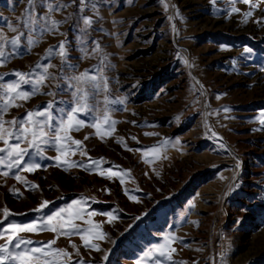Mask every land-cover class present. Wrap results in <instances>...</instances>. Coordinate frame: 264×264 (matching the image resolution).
<instances>
[{
  "label": "rangeland",
  "instance_id": "obj_1",
  "mask_svg": "<svg viewBox=\"0 0 264 264\" xmlns=\"http://www.w3.org/2000/svg\"><path fill=\"white\" fill-rule=\"evenodd\" d=\"M51 2L69 6L50 14L61 23L41 36L43 22L36 31L25 26L28 0H0V33L9 39L23 33L18 53L0 66V84L17 81L16 72L35 79L53 65L40 92L16 101L20 106L9 107L2 119L21 120L51 102L57 125L73 106L71 78L88 71L101 87L106 80L107 91L90 100L95 110L81 119L90 125L102 117L107 96L115 131L103 139L90 126L71 133L87 155L77 151L68 159L87 169L65 170L56 147L41 145L43 155L30 149L25 157L39 168L0 174V245L9 223L42 225L82 201L107 234L93 241L99 251L85 247L80 235L57 238L49 230L20 233L33 242L22 248L56 239L53 247L71 254L69 264H264V0H253L255 8L242 0H89L83 12L80 0ZM43 3L36 2L37 19L48 14ZM83 16L93 20L91 27L84 28ZM29 39L38 43L30 47ZM61 41L66 63L48 55ZM3 102L0 90V107ZM101 159L97 169L91 161ZM108 168L119 175L109 178ZM44 201L48 205L36 211ZM166 236L175 238L171 260L152 251Z\"/></svg>",
  "mask_w": 264,
  "mask_h": 264
},
{
  "label": "snow or ice",
  "instance_id": "obj_2",
  "mask_svg": "<svg viewBox=\"0 0 264 264\" xmlns=\"http://www.w3.org/2000/svg\"><path fill=\"white\" fill-rule=\"evenodd\" d=\"M36 2L37 0H28L29 9L26 11V17L24 20L25 26L32 31H36L37 26L43 22V27L39 28L41 36L46 32L58 30V26L61 22L52 19L50 14L53 11H58L69 5L54 4L51 0H44L42 6L47 8L48 14L37 19L35 13ZM88 2L89 0H80V12H83L84 8L88 6ZM214 2L215 0H213V3ZM242 2L251 5L253 8L259 6L258 3H253V0H242ZM92 7L95 8V4H93ZM232 11L238 13L240 12V9L233 7ZM251 15V11L244 13L246 18ZM81 19L85 29L91 27L93 24V20L90 17L83 16ZM8 27L12 32L18 31V29L11 24H8ZM22 36L23 33L21 32L9 39L7 36L0 33V66H3L9 58L18 53L21 46ZM28 43L31 47L38 43V41L29 39ZM9 46L11 47V50L6 51ZM98 49L99 45H97V50ZM250 51L251 49H245V52ZM48 55H59L62 58V62L66 63L68 52L65 47V42H60L58 50L49 49ZM185 62L187 63V61ZM37 67H40V65H37ZM51 67H53L52 64L44 66V73L39 74L35 79L29 78L31 74L16 72L15 75L18 77L17 81L0 84V90H3L4 100L3 106L0 107V142H3L4 147L0 148V153L5 154L0 155V166H6L7 168V171L0 174L5 177H7L14 168L20 169L21 166H23L22 171L25 172H32L39 168L40 165L38 163L26 162L25 157L31 154L30 149L34 150L37 155H43L44 148L41 145H53L56 147V151L59 155H57L55 159L66 166L65 170L75 167H85L87 169L89 165H83L77 161L68 159L70 155H75L77 151H80L81 155H87L81 147L83 142L74 139L71 133L73 131L78 132L85 126H90L96 130V135L103 139L104 136L111 135V133L115 131L116 121L111 120V117L107 112V105L110 103L107 96H105L104 99L105 112L102 117L97 115L94 122L90 125H88L84 119H81V114L87 115L95 110L94 106L90 104V100L99 92L107 91L106 80L103 83V87H101V83L97 78L95 76H89L88 71L71 78L76 81L75 84L71 85L75 89L73 92V106L63 115L59 116L57 125H53V120L56 119V117L53 116L51 111L53 107L51 102H49L43 110L27 112L26 117L21 120H3L2 116L8 111L9 107L20 106L16 101H27L33 95L40 92L41 86L44 85V82L48 78V69ZM3 79L4 77L0 76V80ZM23 85H32V88L30 91L24 90ZM47 95H54V93L49 92ZM41 117L43 119H40ZM261 123L264 124V120H261ZM6 124L9 125V127H5ZM13 139L17 142L11 143ZM85 139H88V137L86 136ZM20 141L27 143L28 146L22 147ZM73 146H75V148ZM149 151L156 152L158 149L153 148ZM145 155H147V152ZM89 160H91V158H89ZM102 162V159L91 161L97 169L100 168ZM106 172L108 173L109 178L119 175V173L114 172L112 168H108ZM99 174L104 175L105 173L104 171H100ZM15 179L20 181L22 180V177L16 175ZM120 182L121 184L124 183L123 176H121ZM48 203V201H44L36 211H40L46 207ZM81 204L82 201H74L73 206L61 209L60 211L47 216L42 225L39 222L27 224L9 223L4 231L10 233V235L7 236L6 243L0 245V264H9V262H12V264H69V261H71L72 256L66 249L53 247L56 243V239H53L45 246L22 248V245H30L33 243L31 240H25L21 237L20 233L22 232L35 233L42 230H49L57 233V238L59 235L69 237L72 235H80L85 247L99 251V244L94 243L93 241L103 240L107 234L99 230L100 225L94 224L91 219L98 215V213L94 211H86L85 208L80 206ZM3 213L5 218L11 214L6 207L3 209ZM107 215L112 218L111 213H108ZM76 221H83V224L88 225V227H82L80 224L76 223ZM0 239H5V237L0 235ZM164 239L165 242L156 245L152 251L160 258L171 260V254L175 251V249L171 247V244L174 242L175 238L166 236ZM13 241H15V244H13ZM72 247H75V245L73 244ZM12 248L18 249V251H13ZM78 254L79 250L77 249V255ZM145 255L148 256L150 254L146 253ZM104 259L107 260V256H105ZM155 264H162V260L156 259Z\"/></svg>",
  "mask_w": 264,
  "mask_h": 264
},
{
  "label": "built area",
  "instance_id": "obj_3",
  "mask_svg": "<svg viewBox=\"0 0 264 264\" xmlns=\"http://www.w3.org/2000/svg\"><path fill=\"white\" fill-rule=\"evenodd\" d=\"M221 250H222V251H221L220 253H221L222 255H224V254H225L224 252L226 251V249L221 248Z\"/></svg>",
  "mask_w": 264,
  "mask_h": 264
}]
</instances>
